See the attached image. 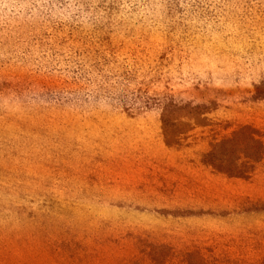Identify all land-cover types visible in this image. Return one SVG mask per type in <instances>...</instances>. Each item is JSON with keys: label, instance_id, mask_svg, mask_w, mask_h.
I'll return each mask as SVG.
<instances>
[{"label": "rangeland", "instance_id": "rangeland-1", "mask_svg": "<svg viewBox=\"0 0 264 264\" xmlns=\"http://www.w3.org/2000/svg\"><path fill=\"white\" fill-rule=\"evenodd\" d=\"M155 1L114 0L110 26L148 25L161 55L130 32L63 35L90 30L87 3L0 0V264L50 259V241L111 263L264 264V25L210 21L247 13L234 0Z\"/></svg>", "mask_w": 264, "mask_h": 264}, {"label": "trees", "instance_id": "trees-1", "mask_svg": "<svg viewBox=\"0 0 264 264\" xmlns=\"http://www.w3.org/2000/svg\"><path fill=\"white\" fill-rule=\"evenodd\" d=\"M114 0H74V4L76 7L82 6L83 3H87L89 9H93L95 11V20L91 22L90 24V30L88 32H76V30L79 29H74V27H72L70 29H66L65 32H61L63 33V35L67 36H76L77 39H79V41H83L81 39V36L84 34H90L91 36H98L100 37V39H106L103 35H107L110 34L112 32H130V34L132 35L131 37H136L135 39V45L138 44L141 47H144L145 45H147L146 47L142 48L144 49H149L148 51H150V53L152 51L156 53H159V55H161L160 52H158L156 50V46L150 43V37H152L151 35H153L155 33V29L153 30L152 28H150L148 25H141L138 22L136 23H132L130 25H124L122 22H120L121 24H123L124 26H115V29L110 26L111 20H112V16L116 15L117 11H115L113 13V2ZM134 3L131 7V9L129 10V13L134 14L135 12H138L139 8L142 7H151L152 9H155L158 5L160 6V1H155V0H143L142 2H139V0H133ZM234 1H238L237 3H241L242 5H245L244 8L247 10V13L243 14V12L239 9V7H236L235 4L232 5L229 9H226L224 4L219 5L218 8L214 9L211 13L213 15V18H210V21H215L217 22V19H219V15L220 13L225 14V16L227 17L228 20H231L232 22H230L231 24H237L238 26H249L251 24V22H255V23H262L264 25V0H234ZM163 2H167V4L165 3V5H163L161 12L164 13V9L168 10H172L173 9V5H175L177 2L178 5H182V3H186L185 0H166ZM159 3V4H158ZM173 3V4H172ZM145 5V6H144ZM166 6H169L166 8ZM171 6V7H170ZM139 7V8H138ZM103 10V14L101 15L99 10ZM183 7H181L180 10H182ZM81 9H77V11H80ZM117 10V9H115ZM191 12V10H189ZM186 12V11H185ZM187 18H191L189 14L185 15ZM205 17V15H199L200 19H203ZM104 19V20H102ZM22 22L19 23V25H21ZM30 23V22H29ZM141 25V26H140ZM30 26H34V24L30 23ZM214 26V24L212 25ZM53 32L51 34H54V32L56 31L55 29H52ZM160 30V29H159ZM162 33V32H161ZM211 33V37L216 38V36H218V34L214 33V32H210ZM236 33V32H235ZM165 35V34H163ZM232 34H230L229 32L225 33V35H223V38L229 39L231 38ZM235 35V34H234ZM239 35V34H237ZM232 37H234L232 35ZM157 39H159L156 36ZM239 38V37H236ZM168 40H172V39H168ZM212 40V41H213ZM219 38L215 41H218ZM149 41V44H148ZM197 41H201V40H197ZM192 42V41H191ZM171 43V42H169ZM194 43V42H193ZM189 44L186 46L188 47ZM203 46V45H202ZM150 47V48H149ZM152 47V49H151ZM155 48V49H154ZM159 48V47H158ZM147 51V52H148ZM235 52V51H234ZM128 72V70H126V72L123 73V75H125ZM138 88H136V91L133 92V96H131L130 100L128 101L129 104L135 101V100H139V101H144L146 99H149V95L146 94V91L144 89H141V87H139V85L137 86ZM144 98V100H143ZM126 104L127 107H130L131 105ZM171 106H173V103L170 102L169 103ZM169 105V106H170ZM185 106L189 105V103L184 104ZM175 106H177L175 104ZM126 107V106H125ZM172 113V111H168L167 109L162 110L161 111V116H165L167 114ZM162 117V118H163ZM164 120V119H163ZM167 140V139H166ZM167 143H170L167 142ZM220 153L216 154V152L210 151L209 155H208V159L205 160L206 163L208 162V164L215 169L216 171L220 172V173H225V174H233L234 176H241L244 175L245 171L244 169H242L240 166H236V165H224V166H220L219 164H216L215 161L220 162L221 161V157L218 156ZM197 189H194V192L196 193ZM49 246H50V259H48V257H46V255L42 252V251H38L36 252L37 257L39 258L40 262H34L31 264H126L125 262L123 263H111V260L109 258H107L106 256L102 255V254H98L90 249H82V248H78L75 246H68L65 247L63 245V242L59 243L55 241H50L48 242ZM48 254V256H49ZM4 264H26V263H20V262H16L15 263H8V262H4ZM30 264V263H27ZM131 264H139V263H131ZM154 264H158V263H154ZM160 264V263H159Z\"/></svg>", "mask_w": 264, "mask_h": 264}]
</instances>
